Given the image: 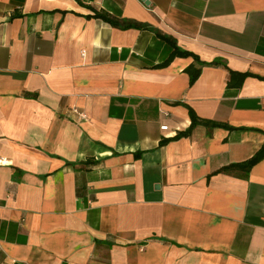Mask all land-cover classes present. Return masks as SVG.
<instances>
[{
	"label": "crops",
	"instance_id": "1",
	"mask_svg": "<svg viewBox=\"0 0 264 264\" xmlns=\"http://www.w3.org/2000/svg\"><path fill=\"white\" fill-rule=\"evenodd\" d=\"M147 1L0 0V264H264V0Z\"/></svg>",
	"mask_w": 264,
	"mask_h": 264
},
{
	"label": "trees",
	"instance_id": "2",
	"mask_svg": "<svg viewBox=\"0 0 264 264\" xmlns=\"http://www.w3.org/2000/svg\"><path fill=\"white\" fill-rule=\"evenodd\" d=\"M95 17L101 18V19L107 21L108 23L112 24L113 26H116L119 28H130V27H132V24H126V23L124 25L119 24L117 21H115L114 19L109 17L107 14L96 13ZM164 40L169 43L170 48H171V53H170L169 57L158 67L164 68V67L169 66L175 58H192L194 60V63L191 64L186 69V72L190 77V85L195 84V82L199 79L203 67H223L230 74V81L228 83V86H233L236 88H241L243 82L248 77H255L249 73L234 72V71L230 70L227 67V65L224 62H222L221 60H214V61L209 62V63L203 62L194 53L186 51V50H182L181 48H179L177 46L176 42H173L169 38H164ZM258 79H261V78H258ZM261 80H263V79H261ZM190 113H191V117H192L191 128H193L194 126H196L199 123H203L205 125H214L213 123H210V122L199 121L194 116V114L192 112H190ZM223 127H225V126H223ZM182 136H184V134H180L176 138L178 139ZM263 160H264V145L261 147V149L252 158H250L246 162L241 163V164L231 165L229 167L223 168L221 170V172H231L233 170L241 171V172H243L244 177L247 178L249 176L251 169Z\"/></svg>",
	"mask_w": 264,
	"mask_h": 264
},
{
	"label": "built area",
	"instance_id": "3",
	"mask_svg": "<svg viewBox=\"0 0 264 264\" xmlns=\"http://www.w3.org/2000/svg\"><path fill=\"white\" fill-rule=\"evenodd\" d=\"M74 113H75L78 117H80L81 119H83V120H86V119H87V116H86L84 113L79 112L78 110H75ZM161 130H162V131H167V130H168V126H162V127H161Z\"/></svg>",
	"mask_w": 264,
	"mask_h": 264
},
{
	"label": "water",
	"instance_id": "4",
	"mask_svg": "<svg viewBox=\"0 0 264 264\" xmlns=\"http://www.w3.org/2000/svg\"><path fill=\"white\" fill-rule=\"evenodd\" d=\"M142 2H144L146 5H149V1L147 0H141Z\"/></svg>",
	"mask_w": 264,
	"mask_h": 264
}]
</instances>
